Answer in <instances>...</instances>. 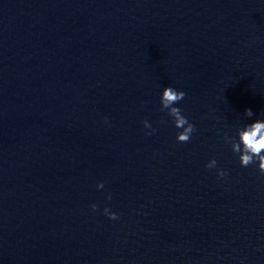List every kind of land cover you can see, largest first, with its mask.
<instances>
[{
	"label": "clouds",
	"instance_id": "9594fccd",
	"mask_svg": "<svg viewBox=\"0 0 264 264\" xmlns=\"http://www.w3.org/2000/svg\"><path fill=\"white\" fill-rule=\"evenodd\" d=\"M185 95L186 92L183 88H178L170 83L164 85L159 92L161 111H166L174 125L176 129L175 139L178 141L189 140L195 131L193 121L183 112L182 106L176 103L182 100ZM244 114L246 116H252V108L246 107ZM142 124L146 130V134H151L156 130L153 123L147 118L143 119ZM223 139L226 144H229L241 165L247 166L254 164L261 173H264V116L250 121L245 120L243 123L237 124L231 134L227 132L223 134ZM216 166L217 159L215 156H212L205 164V167L208 168ZM226 172L227 169L216 167L218 176H224ZM103 184L104 182L102 180H98L96 187L102 188ZM90 207L96 209L97 203L95 201L91 202ZM102 211L110 218H115L118 215L117 211L110 209L107 205L104 206Z\"/></svg>",
	"mask_w": 264,
	"mask_h": 264
}]
</instances>
